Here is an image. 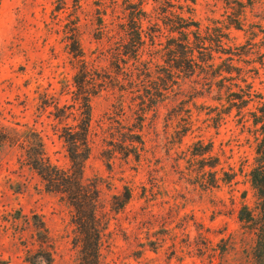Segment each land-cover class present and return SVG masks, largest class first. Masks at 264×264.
<instances>
[{
	"label": "rangeland",
	"instance_id": "1",
	"mask_svg": "<svg viewBox=\"0 0 264 264\" xmlns=\"http://www.w3.org/2000/svg\"><path fill=\"white\" fill-rule=\"evenodd\" d=\"M139 2L152 20L143 21L142 63L119 61L118 70L111 53L130 4ZM171 2L173 7L164 0H0V119L20 131L35 128L50 158L70 165L53 104L75 102L77 69L67 40L75 27L89 64L117 78L90 96L91 152L83 168L85 178L97 182L98 214L107 222L101 260L264 264L260 230L238 218L242 204L254 209L256 201L247 111L264 102V0ZM185 3L181 12L177 4ZM240 6L245 11L238 27L231 22ZM180 14L199 23L202 34L219 30L222 41L203 52L213 49V65L177 77L164 53L179 36L171 26ZM149 34L158 36L154 47ZM132 133L139 134L133 143ZM208 148L218 162L212 168ZM22 159L19 148L0 147V264H30L28 250L39 248L33 216L56 241L53 264H75L70 208L45 191ZM229 176L230 182L223 181ZM212 179L216 186L209 185ZM127 189L130 198L121 206ZM37 262L46 264L40 257Z\"/></svg>",
	"mask_w": 264,
	"mask_h": 264
},
{
	"label": "trees",
	"instance_id": "2",
	"mask_svg": "<svg viewBox=\"0 0 264 264\" xmlns=\"http://www.w3.org/2000/svg\"><path fill=\"white\" fill-rule=\"evenodd\" d=\"M171 1L173 0H164V4L168 7H173L175 4ZM187 1L193 4L195 2V0H184V2ZM141 3L130 4L132 6L127 16L128 22L126 27L122 28V34L119 36L120 44L111 53L118 70L123 69L120 67L119 61L125 66L128 59H132L133 62L142 63L141 58L146 45V33L143 21L146 18H148V22L152 20L148 17L146 10L140 6ZM177 5L178 9L182 12L183 8L187 7L188 4ZM242 7L240 6L238 16L231 22L238 27L243 21L241 16L244 15L245 10H242ZM191 18L184 17L181 14L177 16V20L171 27L172 31H177L179 36L171 38V44L166 47V52L164 53L168 56L166 62L169 72H173L177 77L181 73L190 76L195 73L196 68L201 70L206 68V66L213 65V49H210L208 55L203 52L204 50L207 51L212 43H216L217 46L221 45L222 41V36L217 33L219 30H215V35L212 34L215 31H206V34H202L199 23L193 24ZM190 25H193L195 28L192 30ZM102 27L106 26L103 25ZM105 30L102 29V31ZM190 34L193 39L190 38ZM149 35L150 44L154 47L156 44L155 39L158 36L155 34ZM78 36L79 32L75 27L69 30V36H67V40L69 41L68 49L72 54L73 65L77 69L74 75L77 86L76 97L74 98L75 102L70 105L63 104L62 106H59L57 102L53 104L56 110L54 115L61 124L58 137L63 142L70 165L62 167L50 158L45 150L43 136L35 128L26 127L20 131L13 126L5 124L1 119L0 147L19 148L23 157L21 163L36 173L46 192L57 195L70 208V222L72 225L71 244L76 250L75 264H112L110 262H103L100 257V248L107 222L98 214L99 189L97 182L85 178L83 168L91 152L90 130L92 115L90 96L97 94L106 86V83L115 84L117 78L115 80V76L100 74L97 71L98 69L94 67V64H89L85 58ZM212 37H215V39ZM151 50L154 52L158 51ZM196 52L201 54V57L197 56ZM149 63L151 62L147 61L143 64L145 70L150 68ZM129 76H132V72L131 74L129 73ZM247 96H251L250 92H247ZM119 101L122 104V100L119 99ZM143 103L144 100L142 99L141 104ZM240 108L238 107L237 109L241 111ZM247 113L250 115L253 127L252 134L255 141L254 161L249 170V177L256 201L254 209L249 208L246 204H242L239 208L238 218L241 222L257 226L251 228H257L261 231H259L257 237L264 245V102H258V106L254 110H248ZM69 117H72L73 122H67ZM143 117L142 114L138 115L140 121H142ZM130 135L129 140L131 143L134 141L131 139H139V134L132 133ZM126 141L128 140H122V143ZM210 151V148L206 150L211 161L214 160L209 164V167L212 168L218 162L216 157L210 154ZM224 174L226 175V172ZM231 179L232 177L229 176L224 178L223 181L230 182ZM209 185L212 187L216 186V181L212 179ZM129 198L130 190L127 189L121 206H124ZM33 217L35 218L33 230L39 248L35 254H32L31 250H28L29 255L26 257V260L30 264H38L37 261L40 257L46 264H53L54 255L57 250L56 241L48 231L45 223L37 216Z\"/></svg>",
	"mask_w": 264,
	"mask_h": 264
}]
</instances>
